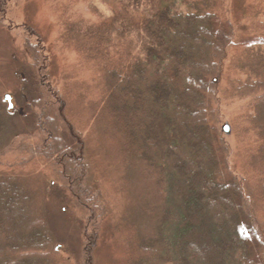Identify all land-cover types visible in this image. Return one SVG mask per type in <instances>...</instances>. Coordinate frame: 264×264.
Returning a JSON list of instances; mask_svg holds the SVG:
<instances>
[{
  "label": "trees",
  "instance_id": "obj_1",
  "mask_svg": "<svg viewBox=\"0 0 264 264\" xmlns=\"http://www.w3.org/2000/svg\"><path fill=\"white\" fill-rule=\"evenodd\" d=\"M111 1L105 20L67 23L61 38L93 74L95 128L122 141L112 225L128 264H264V0L240 2L245 26L221 12L225 0ZM25 30L20 106L0 91V264H96L112 203L45 46ZM240 30L258 43L230 56ZM231 101H245L229 117L234 147L221 129ZM61 204L78 211L75 237L56 229Z\"/></svg>",
  "mask_w": 264,
  "mask_h": 264
},
{
  "label": "rangeland",
  "instance_id": "obj_2",
  "mask_svg": "<svg viewBox=\"0 0 264 264\" xmlns=\"http://www.w3.org/2000/svg\"><path fill=\"white\" fill-rule=\"evenodd\" d=\"M250 1L225 0V8L221 12H225L241 26H245V20L239 18L241 14L239 5L242 2V6L248 7ZM111 4V0H13L11 9L0 16V91L3 96L11 95L12 104L20 106L17 104L19 102H17L15 94L19 89L16 74L19 62L23 57L24 42L28 40V37L31 38L25 30V27H29L39 35L46 48L50 58L49 69L53 84L69 97L72 116L86 138L90 160L94 163L97 171L96 184L112 203L113 217L107 218L102 228L96 264H128L126 236L123 233H118L112 225L113 220L118 217L120 209L116 186L118 187V183L122 179L125 164L120 146L122 141L113 129L101 131L99 128H95L94 119L91 117L92 112L98 109L99 92L98 89H94L93 74L86 61L80 59L71 48H67L61 38L63 27L67 23L79 19H88L94 22L105 20L116 7V4L114 6ZM260 19L264 21V16L261 15ZM251 40H255V44L258 43L256 39L250 38L241 30L237 32L230 56L233 53H238L240 48L245 43L252 42ZM262 46L264 47V44ZM24 58L26 61V55ZM233 76L242 78L244 75L235 72ZM94 104L95 106H93ZM244 104L245 101H231L223 102L221 106V127L224 123L229 124L231 132L226 135H228V141L232 147L235 146V137L237 136L234 135V128L229 117L234 111L244 109ZM100 121L101 118H99L98 124ZM104 127L107 129L105 125ZM102 129L104 128L102 127ZM27 171H30L29 174L35 183H40L39 181L42 179L39 176L45 175L42 169ZM84 179L87 181V175ZM48 202L51 203V206L53 205L50 199ZM64 204L59 205L63 216L62 218L61 215L57 216L56 229L62 233H70L75 237L76 231L72 232L78 222L79 214L76 208L70 204ZM70 234L69 236H71Z\"/></svg>",
  "mask_w": 264,
  "mask_h": 264
},
{
  "label": "water",
  "instance_id": "obj_3",
  "mask_svg": "<svg viewBox=\"0 0 264 264\" xmlns=\"http://www.w3.org/2000/svg\"><path fill=\"white\" fill-rule=\"evenodd\" d=\"M5 100L8 101L9 105L8 107L11 108L12 107V103L10 102V96L9 95H6L5 96ZM223 133L225 134H229L231 132V129H230V126L228 123H224L221 127Z\"/></svg>",
  "mask_w": 264,
  "mask_h": 264
}]
</instances>
